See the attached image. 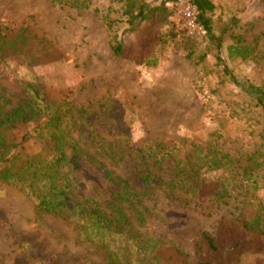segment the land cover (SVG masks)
Here are the masks:
<instances>
[{"label": "rangeland", "instance_id": "obj_1", "mask_svg": "<svg viewBox=\"0 0 264 264\" xmlns=\"http://www.w3.org/2000/svg\"><path fill=\"white\" fill-rule=\"evenodd\" d=\"M111 1L91 0L90 7L81 10L53 6L52 0H0L1 31L10 38L22 34L51 45L47 53L31 55L29 59L14 55L0 61V98L16 104L26 95L22 85L27 80L45 92L50 101L66 100L76 110L97 111L98 117L83 133L86 146L94 147L103 138L108 142L115 140L119 130L125 131L120 128L123 124L132 143L138 146L162 142L181 148L206 147L220 133L219 147L224 151L234 154L244 146L256 150V141L249 133L250 123L241 114L231 118L234 108L227 104L233 94H240L239 89L232 83L219 87L217 76L211 72L217 66L216 53L207 52L202 28L189 34L177 12L191 4L190 0L166 4L172 12L171 24L157 28L150 45L135 36L123 35L125 27L119 29L132 52L147 59L157 58L155 66L150 67L112 53L103 20ZM147 1L158 4L161 0ZM211 1L217 8L214 19H236L237 28H242L227 33L226 44L232 42L234 33L245 41L258 40L262 53L258 61L243 63L229 62L224 51L222 56L229 69L239 79L264 81V0ZM184 44L205 53L208 65H193L186 58ZM28 130H17L19 139ZM24 148L32 156L42 146L32 140ZM107 164L121 179L141 189L145 167L130 158L118 164L107 160ZM174 168L167 161L162 170L152 168V172L169 181ZM222 174L203 173L200 213L184 208L177 200L152 198V214L148 215L144 231L181 248L189 256V263H195L196 245L202 234L216 233L221 221L246 207V202L235 196L219 208L209 201L219 189ZM79 177L84 195L95 198L110 212L109 205L120 191L117 181L108 178L100 165L88 162L83 163ZM251 203L264 204V187ZM260 261H264V253L243 257V264ZM0 264H107V259L97 245L80 239L75 223L40 214L33 199L15 185L0 182Z\"/></svg>", "mask_w": 264, "mask_h": 264}, {"label": "trees", "instance_id": "obj_2", "mask_svg": "<svg viewBox=\"0 0 264 264\" xmlns=\"http://www.w3.org/2000/svg\"><path fill=\"white\" fill-rule=\"evenodd\" d=\"M178 1L161 0L152 4L147 0H112L103 16L112 53L147 67L155 66L157 58L147 59L143 54L132 52L119 29L125 27L123 35L135 36L150 45L155 39V30L171 24L172 12L166 4ZM190 2L208 42L207 52L216 53L217 66L211 68V72L217 76V84L225 88L232 83L239 89L240 94H233L227 101L234 108L231 118L246 117L256 150L250 151L244 146L234 154L224 151L219 147L222 138L219 132V138L206 147L181 148L162 142L138 146L132 143L128 128L123 124L120 128L125 131L119 130L115 140L108 142L103 138L94 143V147L86 146L83 133L98 117L97 111L76 110L66 100L50 101L45 92L27 80L22 85L26 95L16 104L0 98V182L15 185L33 199L40 214L75 223L80 239L101 248L107 264H192L181 248L151 236L144 228L148 215L152 214L150 206L154 197L177 200L192 212H202L198 201L205 171L223 173L218 191L209 200L214 207L227 205L234 196L242 198L246 207L238 215L221 221L216 233L202 234L193 264H243L246 254L264 253V204L251 203L264 187V81L239 79L222 56L225 51L229 62L258 61L262 57L259 42L245 41L233 33L232 42L226 44V34L237 28L238 20L214 19L217 8L211 0ZM52 4L83 10L90 7L91 0H52ZM184 46L186 58L193 65H208L207 55L198 53V47ZM50 49L51 45L42 39L22 34L10 38L0 30V61L14 55L29 59ZM21 127L30 130L19 139L16 131ZM32 140L38 141L42 148L28 156L24 147ZM128 158L146 168L141 177V189L121 179L108 167L107 160L118 164ZM167 161L175 166L169 181L152 172V168L162 170ZM84 162L100 165L108 178L117 181L120 191L109 205L110 212L95 198L84 195L79 177Z\"/></svg>", "mask_w": 264, "mask_h": 264}, {"label": "built area", "instance_id": "obj_3", "mask_svg": "<svg viewBox=\"0 0 264 264\" xmlns=\"http://www.w3.org/2000/svg\"><path fill=\"white\" fill-rule=\"evenodd\" d=\"M177 12L181 15L189 34L192 35L194 34V31L199 30L194 8L191 4H187L185 7H180Z\"/></svg>", "mask_w": 264, "mask_h": 264}]
</instances>
